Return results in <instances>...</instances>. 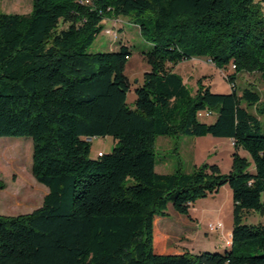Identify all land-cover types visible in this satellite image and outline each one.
I'll return each mask as SVG.
<instances>
[{"label":"trees","instance_id":"16d2710c","mask_svg":"<svg viewBox=\"0 0 264 264\" xmlns=\"http://www.w3.org/2000/svg\"><path fill=\"white\" fill-rule=\"evenodd\" d=\"M262 1L33 0L28 14L0 12V137L32 138V172L49 189L33 211L0 214V264H264V221H243L264 212V100L237 84L245 71L264 79ZM108 17L128 18L151 44L133 105L128 42L89 51ZM194 57L233 69L230 91L214 92L208 75L189 87L175 68ZM188 134L231 139L230 172H158L157 138ZM105 136L112 152L92 157L88 138ZM227 183V249L167 243L157 222L169 205L189 215Z\"/></svg>","mask_w":264,"mask_h":264},{"label":"rangeland","instance_id":"374dc122","mask_svg":"<svg viewBox=\"0 0 264 264\" xmlns=\"http://www.w3.org/2000/svg\"><path fill=\"white\" fill-rule=\"evenodd\" d=\"M33 0H0V12L28 14L32 10ZM264 13V0L261 2ZM105 31L95 39L89 47V51H110L119 48L121 40L128 42L133 55L129 59L126 73L132 88L128 92L127 101L133 105L136 99L134 83L143 77L144 69L149 68L143 50L151 47L140 34L139 28L126 17H108L104 21ZM64 26V24H62ZM124 27V28H123ZM120 28H123L120 31ZM114 31L119 32L116 34ZM116 37V38H114ZM175 71L181 74L189 87L195 89L197 80L203 75L210 76L212 90L214 92L230 91V82L226 74H235L233 69L221 70L210 63L205 57H194L178 63ZM237 84L252 86L260 90L264 100V79L259 72H242L237 77ZM206 122H214L216 115L205 116ZM264 119V118H263ZM229 138L206 135L195 137L193 135L159 136L157 138L155 152L157 157L158 172H175L181 168L186 172H192L197 166L204 163L218 164L222 173H229L232 168V153L235 151ZM115 141L111 136L96 137L92 140L91 156L95 157L97 150L105 153L112 152ZM239 153L251 159L250 154L243 148ZM33 141L27 136H3L0 137V214L18 215L31 212L42 205L45 195L49 192L46 185L37 181L32 172ZM251 171H255L253 165ZM233 192L230 185H223L219 192L197 200L190 216L178 213L174 207L167 209L168 215L160 216L158 226L164 234L167 243H177L180 231L174 230L167 238V226L161 223L174 222V226H180L176 216L185 217L192 223L193 241L190 244L195 251L206 247L210 251H225V246H219L218 242L226 244L227 237L234 225L233 217ZM243 221L248 224H256L264 221V212L244 213ZM222 222L224 230L213 231L209 229L210 223ZM179 230V229H178ZM192 232V233H193ZM176 233V235H175ZM187 235L189 232H185ZM179 244V243H178ZM210 244L212 246H210ZM209 245V246H206Z\"/></svg>","mask_w":264,"mask_h":264},{"label":"crops","instance_id":"0c3cea01","mask_svg":"<svg viewBox=\"0 0 264 264\" xmlns=\"http://www.w3.org/2000/svg\"><path fill=\"white\" fill-rule=\"evenodd\" d=\"M149 68H150V66H149ZM149 68H147V69H144V72L145 71H147ZM136 82H138V81H136ZM230 141H231V139H230ZM232 143V142H231ZM100 151H102V150H100V149H98L97 150V152H100ZM92 152V151H91ZM162 173H167V172H162ZM196 204V203H195ZM194 204V205H195ZM194 205L193 206H191V208H190V213H189V215H187V216H192L191 215V211H192V209H193V207H194ZM170 206H172V205H170ZM173 207V206H172ZM179 213V212H178ZM187 216H185V217H182V216H176V219L175 220H177V221H179V222H181L180 223V226H174L175 224H174V222L172 221V222H167V223H161V224H165V226H167V229L169 230L168 232H167V238L168 239H170V233L172 232V234H174V230H176V227H177V230L176 231H180L178 234H181L180 236H179V239L178 240H172L171 239V241H173V242H177V243H179V244H182V245H185V246H187L191 251H193V252H197V251H195L194 250V248L192 247V245L190 246V244L192 243V241H193V239H194V237H193V234H194V232H193V228H195V227H191V222L186 218ZM191 218H193V217H191ZM179 229V230H178ZM189 232V234L187 235L185 232ZM170 232V233H169ZM193 232V233H192ZM230 232H231V230H230ZM175 235H176V233H175ZM218 245L219 246H224V244H223V242L222 241H220V242H218ZM206 246H209V245H206ZM210 246H212L211 244H210ZM206 248V247H205ZM205 248L204 247H201L200 249H198L199 251L198 252H200V251H202V250H205Z\"/></svg>","mask_w":264,"mask_h":264},{"label":"built area","instance_id":"2783aa9c","mask_svg":"<svg viewBox=\"0 0 264 264\" xmlns=\"http://www.w3.org/2000/svg\"><path fill=\"white\" fill-rule=\"evenodd\" d=\"M116 33V32H115ZM207 60L214 64L213 60L210 59V58H207ZM206 115H208L209 113H205ZM200 115H204V113H200ZM93 139L92 138H88V141H92ZM232 144H233V141H232ZM101 151L100 152H97V155H101ZM209 229L210 230H213V231H220L222 232L224 230V225L222 222H216V223H210L209 224ZM231 236H232V232L229 233L228 237H227V240H226V244H230L231 242Z\"/></svg>","mask_w":264,"mask_h":264}]
</instances>
